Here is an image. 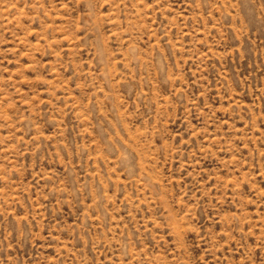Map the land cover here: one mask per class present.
I'll return each instance as SVG.
<instances>
[{
	"label": "rangeland",
	"instance_id": "rangeland-1",
	"mask_svg": "<svg viewBox=\"0 0 264 264\" xmlns=\"http://www.w3.org/2000/svg\"><path fill=\"white\" fill-rule=\"evenodd\" d=\"M0 264H264V0H0Z\"/></svg>",
	"mask_w": 264,
	"mask_h": 264
}]
</instances>
